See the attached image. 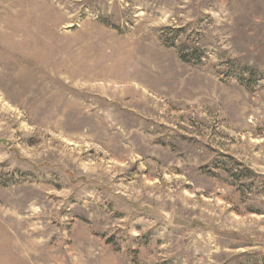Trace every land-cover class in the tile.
Returning <instances> with one entry per match:
<instances>
[{
    "label": "rangeland",
    "instance_id": "1",
    "mask_svg": "<svg viewBox=\"0 0 264 264\" xmlns=\"http://www.w3.org/2000/svg\"><path fill=\"white\" fill-rule=\"evenodd\" d=\"M0 264H264V0H0Z\"/></svg>",
    "mask_w": 264,
    "mask_h": 264
},
{
    "label": "trees",
    "instance_id": "2",
    "mask_svg": "<svg viewBox=\"0 0 264 264\" xmlns=\"http://www.w3.org/2000/svg\"><path fill=\"white\" fill-rule=\"evenodd\" d=\"M198 50L197 49H194L193 50V54H189V53H186V52H182L181 53V58L184 60V61H188V62H191L193 60V55L194 56H198L199 57V54H198ZM244 71L242 70L240 72V74H242Z\"/></svg>",
    "mask_w": 264,
    "mask_h": 264
}]
</instances>
